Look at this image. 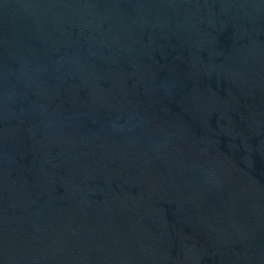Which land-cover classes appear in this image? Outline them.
Instances as JSON below:
<instances>
[{
	"label": "water",
	"instance_id": "95a60500",
	"mask_svg": "<svg viewBox=\"0 0 264 264\" xmlns=\"http://www.w3.org/2000/svg\"><path fill=\"white\" fill-rule=\"evenodd\" d=\"M0 264H264V0H0Z\"/></svg>",
	"mask_w": 264,
	"mask_h": 264
}]
</instances>
